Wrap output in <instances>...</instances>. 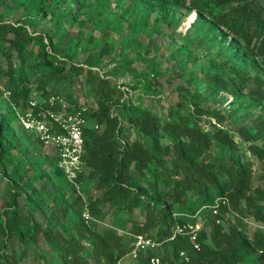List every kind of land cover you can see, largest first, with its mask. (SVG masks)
<instances>
[{"label": "trees", "instance_id": "16d2710c", "mask_svg": "<svg viewBox=\"0 0 264 264\" xmlns=\"http://www.w3.org/2000/svg\"><path fill=\"white\" fill-rule=\"evenodd\" d=\"M11 1V7L25 8L27 14L12 22L0 18V95L7 101L0 108V175L7 184L0 192V264H19L28 246L37 247L39 240L51 252L50 257L39 253L43 264H149L150 255L158 256V264H264V227L248 234L249 223L264 226V186H250L253 161L264 178V9L256 0ZM0 6L8 7L3 0ZM170 8L185 9L195 37L204 35L200 43L219 45L215 53L206 47L201 63L198 45L191 51L185 47L191 40L181 37L176 48L208 82L217 107L200 106L189 83L196 77L182 88L185 111L177 103L153 111L143 102L144 97L158 99L154 58L128 52L142 27L175 25ZM85 11L103 41L82 29L62 39ZM36 16L49 24L43 31L27 29ZM120 32L123 38L112 45L110 34ZM224 51L225 58L216 60ZM136 61L151 67L136 68ZM107 62L113 69L102 71ZM250 66L263 76L251 77ZM125 73L131 80L117 83ZM249 79L253 87L242 92ZM79 82L96 107L82 128L83 168L76 193L54 154L28 152L16 159L19 146H30L29 137L41 144L31 133L16 135L10 119L32 96L42 101L58 95L73 107L86 104L72 96ZM219 92L230 96L229 103L241 109L249 127L232 131L221 125ZM201 114L214 119L208 129L201 126ZM24 177L29 189L22 185ZM215 199L226 204L219 203L212 214L209 206ZM197 219V250L186 235L167 239L175 224ZM99 223L106 225L99 229ZM135 234L159 244L131 257Z\"/></svg>", "mask_w": 264, "mask_h": 264}, {"label": "rangeland", "instance_id": "374dc122", "mask_svg": "<svg viewBox=\"0 0 264 264\" xmlns=\"http://www.w3.org/2000/svg\"><path fill=\"white\" fill-rule=\"evenodd\" d=\"M8 7L0 6V18L4 21H15L18 18H23L25 16L26 10L25 8H13L11 7L12 1L11 0H3ZM128 2V0L126 1ZM256 4L259 5L261 8L264 9V0H256ZM114 9V6L112 10ZM155 8L149 10L148 12V19L152 20L155 15ZM184 8H170L168 11L170 15H172L173 20H176L174 26H168L165 23L161 22H155L152 26H144L142 27L139 32L135 33V41L131 46L130 51L128 52L129 56H134V52L138 51L140 55L146 56V57H153L154 58V66L153 68L158 73L156 80L157 83L154 85V88L156 90V97L158 99L156 100H150L148 101L146 97H144L143 102L148 103L151 106V109L154 111L156 109H162L165 110L166 106L168 104L177 103L183 111L186 110V107H188L181 98L182 94V88L185 86V84L188 82V79L195 78L196 80L190 83V87L193 92H197L199 94V104L200 106L213 108L217 107L218 104L214 103L211 99L210 89L208 87V82L205 80V78L201 75V73L198 72L197 67L190 64V62L185 59L181 52L176 51V48L179 44H181V37H184L188 40H191L187 43L185 46L186 49L194 50L196 45H198L196 55L197 63H201L206 61V57L203 55L206 50V47L209 48L210 52L215 53L219 45H212L207 46L204 43H200L204 35H200L198 37L196 36V32L194 28L189 27L188 23L190 19L186 17V13L184 11ZM78 21L81 20V23L79 24L78 21L74 22L71 27L68 29L67 33L63 36L62 39L66 37H75L79 30L82 29L83 31H89L91 36L97 38L99 42L101 43L103 41V35L101 34L98 25L95 23V20L92 18V15L88 13L87 11L82 12L78 14L77 17ZM49 24L45 19H42L40 17H34L31 18L30 21L27 23V29L29 31H43L45 27H47ZM182 31H184V34L182 35ZM124 36V32L120 33H111L109 37V41L112 45H118V42L120 39H122ZM148 44V46H147ZM2 43L0 42V46ZM153 46H157L158 49L154 50ZM145 49V51H144ZM226 51V50H225ZM225 51L224 53L216 55V60L220 61L225 58ZM78 58H83V55L78 54ZM2 64V61H0ZM240 65V64H238ZM134 66L136 68H145L149 69L151 66L149 63H143L141 61H136L134 63ZM112 63L107 62L104 64V66L101 68L102 71H108L112 70ZM248 72L251 77L258 75L263 76L262 72L259 71L258 67L256 66H250L248 67ZM131 80V76L129 74L124 75H118L116 78L117 83L122 82H129ZM3 78H1L0 81V88L2 84ZM77 89L73 92V97L77 100V102H85L86 104L93 103V99L90 95L86 94V89L84 87L83 82H79L77 84ZM254 85L253 80L249 79L244 84V89L242 92H245L246 90L252 88ZM123 88V86H121ZM141 92V91H139ZM221 98L223 99L222 103V109L221 113L223 115V119L221 122L222 126L227 127L228 129L234 131L235 128L239 125H244L246 127L250 126V121L246 119L245 117H242L241 115V109L239 107H236L234 103H229L230 96L223 94L221 92L218 93ZM242 97L239 98L241 100ZM7 101L4 95H0V108H4ZM9 117V116H8ZM214 122V119L212 116L209 115H200V123L202 128L208 129L209 123ZM10 125L11 128L14 130L15 134H22L23 131L16 123V118L10 119ZM101 129V128H100ZM100 129H97L99 131ZM235 138V137H234ZM29 147L27 145H21L19 146L18 151L15 152L16 159H19L24 153L30 152L34 156L39 154H50V151L48 149L43 148L40 146L32 137H29ZM21 144V143H20ZM49 163V162H48ZM48 163H45V168L47 167ZM252 174L250 179V186H264V178L259 172V169L257 168V164L255 161L252 163ZM93 181L91 182L90 187H93ZM22 185L29 189L31 186L28 182V180L24 177L22 181ZM7 184L4 177L0 175V192L6 190ZM2 204V201L0 199V205ZM18 212L19 214L23 215L25 214L23 201L19 198L18 200ZM38 220H41V215H36ZM106 225V223H99V229ZM248 234L253 230V228L261 227V225L249 223L248 224ZM13 243L14 241H10V243ZM15 243V242H14ZM45 253L49 257L50 250L49 248L41 241L39 240L37 243V247H33L32 245L28 246L27 250V256L24 257L19 264H43L42 259L39 256V253Z\"/></svg>", "mask_w": 264, "mask_h": 264}, {"label": "built area", "instance_id": "2783aa9c", "mask_svg": "<svg viewBox=\"0 0 264 264\" xmlns=\"http://www.w3.org/2000/svg\"><path fill=\"white\" fill-rule=\"evenodd\" d=\"M95 103L70 106L62 97L49 95L42 101L35 96L28 99L21 110L15 111L16 123L22 131L31 133L32 136L50 153L56 156V164L62 171L71 190L79 193L78 174L83 168V138L82 128L86 123L88 112L95 109ZM101 126L94 123L93 129ZM225 205V199H215L209 206L212 214L217 213L218 204ZM88 218V214L83 212ZM201 226L199 219L193 222L175 224L167 239L171 240L176 235H186L193 249L199 248L196 241L198 230ZM264 227V226H261ZM132 247L129 255L135 257L139 252L152 250L159 242L144 234L132 236ZM183 256L182 251L179 252ZM149 264H158L159 258L150 255L147 258Z\"/></svg>", "mask_w": 264, "mask_h": 264}, {"label": "crops", "instance_id": "0c3cea01", "mask_svg": "<svg viewBox=\"0 0 264 264\" xmlns=\"http://www.w3.org/2000/svg\"><path fill=\"white\" fill-rule=\"evenodd\" d=\"M91 184V183H90Z\"/></svg>", "mask_w": 264, "mask_h": 264}]
</instances>
